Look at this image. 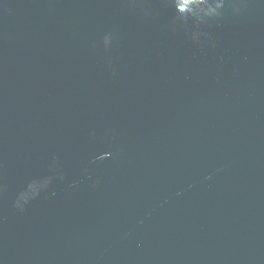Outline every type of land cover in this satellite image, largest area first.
I'll return each mask as SVG.
<instances>
[{"label": "water", "instance_id": "obj_1", "mask_svg": "<svg viewBox=\"0 0 264 264\" xmlns=\"http://www.w3.org/2000/svg\"><path fill=\"white\" fill-rule=\"evenodd\" d=\"M0 264H264V0H0Z\"/></svg>", "mask_w": 264, "mask_h": 264}]
</instances>
